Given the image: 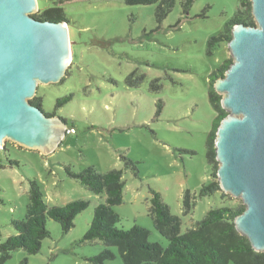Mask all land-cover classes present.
<instances>
[{"label": "rangeland", "instance_id": "obj_1", "mask_svg": "<svg viewBox=\"0 0 264 264\" xmlns=\"http://www.w3.org/2000/svg\"><path fill=\"white\" fill-rule=\"evenodd\" d=\"M37 2L36 13L64 10L72 49L63 80L39 85L43 109L54 112L57 98L73 93V99L57 113L73 122L75 131L67 133L50 153L5 140L0 149V244L16 234L12 220L26 214L29 180L41 183L49 205L88 199L90 206L77 215L67 233L49 219L51 235L43 240L41 251L16 250L5 264H19L25 258L28 264H95L93 258L106 248L115 257L104 264H125L118 247L83 240L94 208L106 200V193L96 194L71 178L66 165L77 171L87 165L101 172L123 170V201L115 206L120 215L117 227L144 226L150 230L149 240L163 246L169 241L154 227L151 188L182 218V233L211 208L242 201L223 190L199 195L202 185L213 180L206 157V139L215 118L208 95L209 75L232 58L228 42L209 54L208 41L223 32L240 0H194L189 10L183 9L182 0H175L162 19L157 15L158 3ZM133 72L143 79L134 78L131 85L127 77ZM155 79L161 88H151ZM160 103L162 111L157 116ZM128 160L132 164L126 168ZM187 190L189 210L184 205Z\"/></svg>", "mask_w": 264, "mask_h": 264}, {"label": "water", "instance_id": "obj_2", "mask_svg": "<svg viewBox=\"0 0 264 264\" xmlns=\"http://www.w3.org/2000/svg\"><path fill=\"white\" fill-rule=\"evenodd\" d=\"M255 25L232 27V63L214 82L228 111L216 132L221 190L240 198L238 232L264 252V0H251ZM37 0H0V149L10 139L53 152L68 125L32 104L40 84L58 83L71 63L67 21L33 16Z\"/></svg>", "mask_w": 264, "mask_h": 264}, {"label": "trees", "instance_id": "obj_3", "mask_svg": "<svg viewBox=\"0 0 264 264\" xmlns=\"http://www.w3.org/2000/svg\"><path fill=\"white\" fill-rule=\"evenodd\" d=\"M128 4L147 5L158 3L157 15L165 18L175 5V0H124ZM194 0H182L184 10H189ZM241 6L234 16L227 22L225 29L219 35L210 37L208 41V53L232 38V27L237 23L246 26L255 25L252 14L251 0H240ZM39 20L67 21L62 8H49L42 12L34 13ZM232 63L226 59L212 70L209 75L208 95L215 111V118L211 130L206 139V157L211 166L213 180L205 183L199 190L200 197L213 195L221 191L218 181L215 139L216 132L228 111L222 107V95L214 88L215 80L223 76ZM135 72L127 77V81L134 85V78L141 81L143 76L135 77ZM63 80V78H62ZM61 80V81H62ZM155 79L151 88L159 89L162 84ZM70 93L57 98L55 111L45 112L49 116L58 115L57 111L73 99ZM31 103L43 109V95L40 86ZM44 110V109H43ZM162 104H158L157 116L161 114ZM68 128L75 129L74 123L61 117ZM7 147L5 146V150ZM0 159V167L3 166ZM10 164L13 161H9ZM132 164L128 160L126 168ZM66 171L71 178L78 180L83 186L96 194L106 193V200L98 203L93 212L91 224L84 234L83 240H100L107 247H118L125 264H264V252L254 250L248 238L240 234L235 225V218L241 214L245 206L241 202L211 208L204 218L193 224L186 232H181L182 218L171 212L169 205L164 201L160 192L150 189V214L154 220L155 229L168 241L163 246L159 242L149 240L150 230L139 224H134L129 229L117 227L120 215L115 206L123 201V170L112 169L101 172L95 165H87L77 171L70 165H66ZM226 194L222 192V196ZM190 191L185 192L184 205L189 210ZM1 202V200H0ZM90 206L88 199H74L63 205H49L45 200L41 183L37 179L29 180V202L26 214L21 220H12V226L16 234L7 237L0 244V264H5L16 250H25L28 254H36L41 251L43 240L51 235L48 228V220L52 219L60 223L64 233L74 227V220L81 212ZM114 253L106 248L93 258L95 264H104L106 260L113 259ZM19 264H28V259H23Z\"/></svg>", "mask_w": 264, "mask_h": 264}, {"label": "built area", "instance_id": "obj_4", "mask_svg": "<svg viewBox=\"0 0 264 264\" xmlns=\"http://www.w3.org/2000/svg\"><path fill=\"white\" fill-rule=\"evenodd\" d=\"M74 131H75V129H73V128H67V133L74 132Z\"/></svg>", "mask_w": 264, "mask_h": 264}]
</instances>
